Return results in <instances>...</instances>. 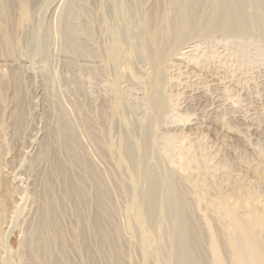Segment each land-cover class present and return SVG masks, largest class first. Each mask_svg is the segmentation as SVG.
I'll use <instances>...</instances> for the list:
<instances>
[{
  "label": "bare ground",
  "instance_id": "1",
  "mask_svg": "<svg viewBox=\"0 0 264 264\" xmlns=\"http://www.w3.org/2000/svg\"><path fill=\"white\" fill-rule=\"evenodd\" d=\"M219 36L264 42V0H0V95L15 100L34 64L49 91L42 130L31 104H0V264H210L156 123L166 68ZM242 234L237 264H264L263 205Z\"/></svg>",
  "mask_w": 264,
  "mask_h": 264
},
{
  "label": "rangeland",
  "instance_id": "2",
  "mask_svg": "<svg viewBox=\"0 0 264 264\" xmlns=\"http://www.w3.org/2000/svg\"><path fill=\"white\" fill-rule=\"evenodd\" d=\"M187 52L165 70L166 110L156 123L159 156L187 191L193 217L208 241L210 264H237L242 227L258 219V206H264V42L219 36L195 40ZM38 65L26 67L31 80L15 100L12 92L4 93L0 104H31L30 114L42 130L49 91L42 79L47 66ZM105 84L97 87L100 95L110 92ZM122 91L138 103L137 117L143 122L140 89ZM14 226L6 234L12 256L21 242Z\"/></svg>",
  "mask_w": 264,
  "mask_h": 264
}]
</instances>
